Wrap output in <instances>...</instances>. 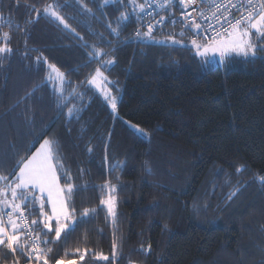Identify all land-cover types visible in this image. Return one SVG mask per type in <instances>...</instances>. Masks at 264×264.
Wrapping results in <instances>:
<instances>
[{
  "label": "trees",
  "instance_id": "trees-1",
  "mask_svg": "<svg viewBox=\"0 0 264 264\" xmlns=\"http://www.w3.org/2000/svg\"><path fill=\"white\" fill-rule=\"evenodd\" d=\"M52 2L0 0V32H10L14 50L0 59V172H12L20 157L39 147L35 141L55 139L74 182L89 185L75 196L78 210L99 204L93 184L109 178L118 184L116 238L122 247L116 264H264V184L256 179L264 176V59L233 57L203 71L187 47L131 39L135 20L119 37L111 35L107 25L115 27L119 6L100 9L101 0H83L93 13L82 14L75 0H60L68 5L61 14L76 17L68 23L81 40L47 17L36 20L30 6ZM29 19L35 22L27 25ZM173 31L180 30L166 26L154 35L163 39ZM92 45L115 58L105 74L119 86L117 92L109 85L117 111L93 90L73 101L86 107L69 121L45 84L47 65L36 57L79 85L97 67L87 55ZM70 91L66 84L65 94ZM115 164L122 170L110 172ZM112 240L100 212L66 243L53 245L54 255L68 251L77 264H110L91 255L80 261L75 249L102 252L111 261ZM4 256L0 251V264H12L13 257ZM20 264H27L25 257Z\"/></svg>",
  "mask_w": 264,
  "mask_h": 264
},
{
  "label": "snow or ice",
  "instance_id": "snow-or-ice-1",
  "mask_svg": "<svg viewBox=\"0 0 264 264\" xmlns=\"http://www.w3.org/2000/svg\"><path fill=\"white\" fill-rule=\"evenodd\" d=\"M75 2L82 14L93 13L83 0ZM92 2L97 3V0ZM177 4L181 9L178 18L173 11ZM67 6L60 0H54L45 4L42 9L32 5L30 10L36 12V20L41 16L47 17L83 40L76 29L68 23V19L76 17L66 18L61 14ZM109 6H119L115 27L112 23L107 25L113 36L119 37L124 28L135 20L137 27L131 39L156 44L167 42L187 47L193 51L194 58H199L202 66L213 62L225 66L233 57L241 58L245 62H252L257 58L264 59V0H143V2L101 0L99 3L100 9ZM34 22L29 19L26 24ZM7 23L11 26L13 22ZM178 23L181 25L179 33L173 31L163 39H157L154 35L157 30L163 31L166 26L174 28ZM14 26L20 27L19 24ZM188 32H191L192 36L189 37L188 43H185L184 37ZM99 35L103 36L102 33ZM10 40V32H0V59L13 53ZM84 47H89L86 41ZM87 55L90 62L97 63V67L79 85H72L65 73L55 64L49 63L46 58L36 57L37 64L43 60L47 65L45 84L52 85L57 95V106L67 109L66 116L69 121L73 117L78 119V113L86 107L73 101H83L88 92L93 90L99 93L113 113L117 111L118 96L109 85L115 87L117 92L119 86L105 74V71L110 70L115 64V58L96 45L91 46ZM102 57L105 59H101ZM66 84L71 87L67 94ZM81 87L84 91H80ZM90 100L91 98L89 102ZM126 123L134 133L143 137L148 136V133L138 125ZM34 143H39V147L31 151L30 155L20 157L12 172L8 174L0 172V251L5 253L4 258L10 254L13 257L12 264H20L21 257L26 258L27 264H77L75 259H68L70 255L68 251H65L63 257L56 258L53 245L66 243L67 238L79 227L95 219L100 212H104L105 221L113 229L111 261L108 255L102 252L93 253L87 248L83 252L77 248L75 253H80V261L85 259V255H91L96 261L116 264L122 247L116 238L118 184L113 183L111 178L102 184H93L92 189L100 194L99 204L96 207L78 210L75 196L79 192L87 191L89 185L74 182L71 171L63 162L58 141L46 138L42 143L39 140ZM87 151L91 154L93 149L89 147ZM104 162L107 163V154ZM122 168L123 165L115 164L110 167V172ZM239 171L240 168L237 169V172ZM83 175L84 170L80 169L81 178ZM115 179L120 180V176L117 175ZM256 179L264 184V176H258ZM234 195L235 192H232L228 199Z\"/></svg>",
  "mask_w": 264,
  "mask_h": 264
},
{
  "label": "built area",
  "instance_id": "built-area-1",
  "mask_svg": "<svg viewBox=\"0 0 264 264\" xmlns=\"http://www.w3.org/2000/svg\"><path fill=\"white\" fill-rule=\"evenodd\" d=\"M150 11H151V9H150ZM173 11H174V14H175V16L178 18V17H180V15H181V9H180V6L177 4L175 7H174V9H173ZM166 14V13H165ZM234 14H236L235 13V10H234ZM158 18V17H157ZM172 28V27H171ZM174 28H177V29H179V30H181V25L178 23V24H176L175 25V27ZM157 32V31H156ZM155 32V33H156ZM154 33V34H155ZM171 33V32H170ZM187 34H189V36L191 37L192 36V33L191 32H188Z\"/></svg>",
  "mask_w": 264,
  "mask_h": 264
},
{
  "label": "rangeland",
  "instance_id": "rangeland-1",
  "mask_svg": "<svg viewBox=\"0 0 264 264\" xmlns=\"http://www.w3.org/2000/svg\"><path fill=\"white\" fill-rule=\"evenodd\" d=\"M198 60H199V58H198ZM200 67H201V69L203 70V71H207V70H209V69H211V68H222L223 66H221V65H219L218 63H210L209 65H207V66H202L201 65V63H200Z\"/></svg>",
  "mask_w": 264,
  "mask_h": 264
}]
</instances>
